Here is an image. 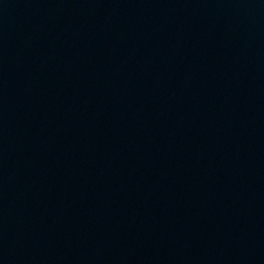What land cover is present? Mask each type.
Masks as SVG:
<instances>
[{
	"label": "water",
	"instance_id": "1",
	"mask_svg": "<svg viewBox=\"0 0 264 264\" xmlns=\"http://www.w3.org/2000/svg\"><path fill=\"white\" fill-rule=\"evenodd\" d=\"M2 264H264V0H0Z\"/></svg>",
	"mask_w": 264,
	"mask_h": 264
}]
</instances>
